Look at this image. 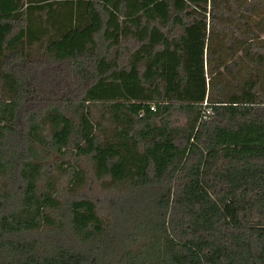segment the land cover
I'll return each mask as SVG.
<instances>
[{
  "label": "trees",
  "instance_id": "16d2710c",
  "mask_svg": "<svg viewBox=\"0 0 264 264\" xmlns=\"http://www.w3.org/2000/svg\"><path fill=\"white\" fill-rule=\"evenodd\" d=\"M255 5L0 0V264H264Z\"/></svg>",
  "mask_w": 264,
  "mask_h": 264
},
{
  "label": "rangeland",
  "instance_id": "374dc122",
  "mask_svg": "<svg viewBox=\"0 0 264 264\" xmlns=\"http://www.w3.org/2000/svg\"><path fill=\"white\" fill-rule=\"evenodd\" d=\"M264 3V0H262ZM264 14V7L262 9H259L257 5H255L254 10L251 13L250 19L253 22H257L259 20H261L262 15ZM249 63H247V61L244 63L242 69H241V73H244L247 71V68L250 66L248 65ZM86 162H84L85 164ZM54 178H59V176L56 174V177ZM64 187H67V184L63 185ZM60 188L62 189V184H60ZM82 196H86L92 199H98V198H103L104 194H103V190L101 189V187H99V185L97 183H93L91 187H88V189L84 190L83 192H81Z\"/></svg>",
  "mask_w": 264,
  "mask_h": 264
},
{
  "label": "built area",
  "instance_id": "2783aa9c",
  "mask_svg": "<svg viewBox=\"0 0 264 264\" xmlns=\"http://www.w3.org/2000/svg\"><path fill=\"white\" fill-rule=\"evenodd\" d=\"M151 109H152L153 111H155V107H152ZM206 114H207V115H210L211 113H210L209 110H207V111H206Z\"/></svg>",
  "mask_w": 264,
  "mask_h": 264
}]
</instances>
